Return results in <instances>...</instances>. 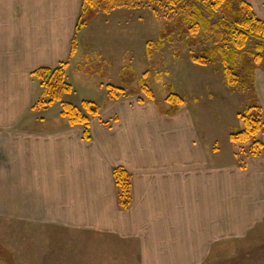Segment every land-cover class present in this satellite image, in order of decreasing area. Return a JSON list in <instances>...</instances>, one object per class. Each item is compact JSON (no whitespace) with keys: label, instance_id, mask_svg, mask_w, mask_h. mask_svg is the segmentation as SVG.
Listing matches in <instances>:
<instances>
[{"label":"crops","instance_id":"1","mask_svg":"<svg viewBox=\"0 0 264 264\" xmlns=\"http://www.w3.org/2000/svg\"><path fill=\"white\" fill-rule=\"evenodd\" d=\"M245 1L264 21V0ZM82 2L0 0V221L44 229L40 237L59 246L62 239L52 251L63 264L79 257L87 264H201L214 247L262 240L264 156L234 151L220 163L216 142L204 146L183 104L161 115L145 100L108 99L90 117L88 138L83 125L61 115V101L35 106L42 93L35 70L66 63L73 91L62 101L72 103L71 77L85 75L72 68L74 55L108 53L89 28L121 32L139 22L118 8L76 34ZM254 83L264 114L259 71ZM81 102L74 105L83 110ZM118 166L131 178L125 209L113 177Z\"/></svg>","mask_w":264,"mask_h":264},{"label":"rangeland","instance_id":"2","mask_svg":"<svg viewBox=\"0 0 264 264\" xmlns=\"http://www.w3.org/2000/svg\"><path fill=\"white\" fill-rule=\"evenodd\" d=\"M194 3L202 8L204 15L208 14L201 0L177 3L174 8L158 11L159 16L143 3L134 10L122 7L123 11H128V18L132 15L135 20L137 16L139 22L132 21L121 32L118 29L119 33L111 28L101 32L92 25L88 34L96 38L98 44L94 45L108 53H105V59L99 57V52L94 57L84 56V59L79 53L74 55L72 68L81 69L85 75L71 77L75 90L69 100L79 106L82 98H86L101 108L108 100L106 85L111 84L123 88L125 94L121 97H131L133 101L143 99L152 103L159 114H165L175 111V107L167 101L168 95L175 93L183 98L181 111H188L199 139L205 147L209 141H215L220 150L219 161L224 164L230 161L232 152L246 150L251 143L231 141L229 134L243 128L239 112L258 103L254 81L258 71L264 75V50L261 59L256 61L257 40L251 36L247 39L233 65V71L238 76L235 86L225 82L223 66L218 58L205 66L192 62L191 54H200L203 48L213 47L216 43L222 45L228 39L224 19L218 10L212 16L209 28L213 23H220L219 27L210 31L197 28L194 32L179 35L184 28L192 26L189 15ZM163 30L168 32L169 38H164L162 45L156 46ZM148 43H152L150 52ZM112 50L114 52L109 53ZM90 57L92 59H88ZM79 64L80 68L77 67ZM92 72H97L100 77H88L87 74H94ZM143 85L151 91L153 98L146 97ZM43 230L17 222L0 221V264H63L52 251L54 247L63 246V240L57 239L56 243L60 246L56 245L50 237H40ZM45 246L51 248L50 252ZM68 264L87 262L79 257L69 259ZM201 264H264V236L262 240L241 243L240 246L214 247Z\"/></svg>","mask_w":264,"mask_h":264},{"label":"trees","instance_id":"3","mask_svg":"<svg viewBox=\"0 0 264 264\" xmlns=\"http://www.w3.org/2000/svg\"><path fill=\"white\" fill-rule=\"evenodd\" d=\"M185 0H83L82 9L78 16L75 25L76 34L80 32L90 21L100 14H109L117 8L126 7L129 9L138 8L143 3H146L152 12L156 15L158 11L166 10V8H174L177 3L184 2ZM205 4L208 11L207 15L203 14L202 8L197 4H191L192 12L190 13V21L192 26L184 28L179 35H184L189 32L201 29L210 31L212 28L219 27L220 23H213L212 28H209L210 20L218 10L224 19L225 28L227 29L228 39L220 45L214 44L213 47L203 48L200 54H191L190 60L196 64L208 65L210 61L218 58L223 66L225 82L229 86H235L238 83V76L233 71V65L247 39L251 36L255 38V53L254 58L259 61L262 57L261 53L264 50V21L259 19L252 10V7L245 0H201ZM164 12V11H163ZM166 13H164L165 15ZM159 16V15H158ZM184 20V17L182 18ZM164 38H169L167 31L163 30L159 36L156 46H161ZM147 44L148 52L149 46ZM77 43L74 38L72 41L71 54L76 52ZM66 63H60L53 68H39L34 71V75L39 79L42 87L40 99L35 103V106L40 108H47L56 101H61L62 111L61 115L64 116L70 125L80 124L84 126V137L88 138L89 133L87 129L88 122L91 116L99 114V105L90 100H83L81 110L78 106L62 101L65 94L73 91V87L67 80ZM108 99L120 98L125 94L121 87L107 84ZM146 97L153 98L151 91L142 86ZM143 99H139L141 101ZM167 101L171 103L175 109L183 103V98L175 93H170ZM239 116L243 122V128L229 134V139L234 142H247L251 141L246 150L241 149L236 152V156L245 154L247 156H264V144L260 139V135L264 134V114L261 106L252 104L245 107ZM114 182L118 191V203L122 208H127L131 200V178L130 174L123 167H115L113 169Z\"/></svg>","mask_w":264,"mask_h":264}]
</instances>
